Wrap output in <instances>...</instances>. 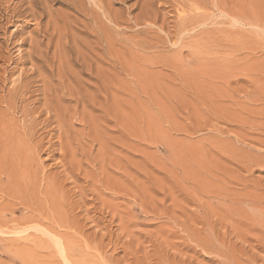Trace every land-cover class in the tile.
Masks as SVG:
<instances>
[{
    "label": "rangeland",
    "instance_id": "374dc122",
    "mask_svg": "<svg viewBox=\"0 0 264 264\" xmlns=\"http://www.w3.org/2000/svg\"><path fill=\"white\" fill-rule=\"evenodd\" d=\"M0 176V264H264V0H0Z\"/></svg>",
    "mask_w": 264,
    "mask_h": 264
},
{
    "label": "bare ground",
    "instance_id": "6f19581e",
    "mask_svg": "<svg viewBox=\"0 0 264 264\" xmlns=\"http://www.w3.org/2000/svg\"><path fill=\"white\" fill-rule=\"evenodd\" d=\"M35 1V0H34ZM40 1V0H39ZM52 2V1H51ZM93 2V1H92ZM46 4V3H45ZM77 4V3H76ZM82 4V3H81ZM27 6V5H26ZM48 6V5H47ZM29 7V6H28ZM49 9H51L50 8V6H49ZM92 10V9H91ZM178 10V9H177ZM48 11V10H47ZM93 11V10H92ZM49 12V11H48ZM107 12V11H106ZM92 14H94V12L92 13ZM103 14V13H102ZM66 17V16H65ZM34 19V18H33ZM66 19V18H65ZM52 20V19H51ZM67 21V20H66ZM109 21V20H108ZM50 22V21H49ZM68 23H70V22H68ZM82 23V22H81ZM37 24V23H36ZM53 24V23H52ZM48 25V24H47ZM50 25V24H49ZM66 25V24H65ZM69 25V24H68ZM52 26V25H51ZM55 26V25H54ZM58 26V25H57ZM37 27V26H36ZM68 27V26H67ZM107 27V26H106ZM39 28V27H38ZM62 28V27H61ZM66 28V27H65ZM37 29V28H36ZM52 30V29H51ZM68 30V29H67ZM81 31V30H80ZM46 32V31H45ZM54 32V31H53ZM64 33V32H63ZM57 35H58V33H57ZM63 36H64V34H63ZM109 36V35H108ZM45 38V37H44ZM61 38H62V36H61ZM34 40V39H33ZM32 40V41H33ZM37 40V39H36ZM36 40H35V42H36ZM85 40V39H84ZM20 42V41H19ZM35 44V43H34ZM63 44H65V43H63ZM84 45V44H83ZM36 46V45H35ZM33 48V47H32ZM47 50V49H46ZM38 55V54H37ZM42 58V57H41ZM49 58V57H48ZM35 65V64H34ZM36 67V66H35ZM39 67V66H38ZM41 67V66H40ZM32 69V68H31ZM45 72V71H44ZM14 130V129H13ZM60 139V138H59ZM13 140V139H12ZM11 152V151H10ZM9 161V160H8ZM6 163V162H5ZM15 163V162H14ZM10 168V167H9ZM12 168V167H11ZM10 170V169H9ZM13 171V170H12ZM10 173V172H9ZM3 176V175H2ZM1 177V176H0ZM8 178V177H7ZM34 229V228H33ZM16 231V230H15ZM18 233V232H17ZM15 234H16V232H15ZM19 235V234H18ZM21 235V234H20ZM59 242V241H58ZM59 252H60V250H59Z\"/></svg>",
    "mask_w": 264,
    "mask_h": 264
}]
</instances>
